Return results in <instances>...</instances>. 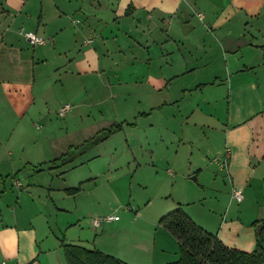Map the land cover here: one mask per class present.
I'll list each match as a JSON object with an SVG mask.
<instances>
[{
	"label": "crops",
	"instance_id": "1",
	"mask_svg": "<svg viewBox=\"0 0 264 264\" xmlns=\"http://www.w3.org/2000/svg\"><path fill=\"white\" fill-rule=\"evenodd\" d=\"M21 28L46 43L30 44ZM47 44L51 48H38ZM47 54L65 61L53 73L62 71L61 91L65 102H71L66 135L74 114L79 113L75 123L81 126L82 109L115 99L122 86L139 85L149 113L178 103L177 115L163 121L172 124L165 127L171 133L192 142V133L205 126L220 132V148L208 146L190 156L191 179L198 181L205 173L208 183L203 179L202 190L189 186L182 196L176 192L172 197L163 186L175 185L177 173L174 160L166 159L158 206L149 208L147 197L141 207L129 206L123 217L99 215L118 219L96 228L92 221L98 217L90 211L91 185L96 184L92 171L75 181L49 174L39 183H24L18 175L29 165L43 173L49 162L52 173L51 168L68 162L64 155L73 149L83 154L125 126L137 125L116 122L98 108L87 127L95 130L105 123L97 130L103 135L68 145L65 152L50 135L40 140L34 122L45 124L49 114V75L39 64L46 63ZM69 89H75L70 96ZM182 123L188 127L185 132H180ZM113 124L120 127L107 133ZM150 151L147 163L133 159L132 176L146 188V169L155 168L158 158ZM108 166L115 165L110 161ZM110 180L107 188L121 205L124 197ZM234 187L241 190V201L232 197ZM132 196L130 192L128 200ZM177 207L230 248L252 251L257 226L259 233L264 231V0H0V264H66L65 243L91 244L128 264H165L177 259L179 246L159 219Z\"/></svg>",
	"mask_w": 264,
	"mask_h": 264
},
{
	"label": "rangeland",
	"instance_id": "2",
	"mask_svg": "<svg viewBox=\"0 0 264 264\" xmlns=\"http://www.w3.org/2000/svg\"><path fill=\"white\" fill-rule=\"evenodd\" d=\"M74 21L77 22L78 20L74 19ZM81 43L82 40H80L78 48L82 47ZM38 48H51V45L47 44L44 47ZM52 57L53 54H47V60H45L46 63L43 65H41V62L39 63L49 75L46 78L48 82V84H46V87H48L46 94L48 97L47 99H49L48 118L45 119V124L39 120H35L34 122L35 130L37 132H35V134H38L40 140H43L46 135H50L51 138H56L57 145H59L63 149L62 151L65 152L68 151L67 148L71 144L72 146L77 145L79 143L86 142L91 136L96 137L103 135V131L97 132V130L105 126V123H98L97 129L95 130H89L90 127H87L90 124V121H92V117L97 115L98 108L105 111L108 115L107 117L111 115V119L116 122L126 120L136 122L137 125L134 129H130L125 126L123 131L113 135L106 141L99 143L97 146L90 147L91 149H87L83 154L76 155L74 153H77V149H73L72 154L69 152L64 155V157L68 158V162L64 165H59V162H57L59 166L57 168H51V170H54L52 173L49 172V165L51 164L49 162H47L46 166L43 168V173H40L37 169L32 170L31 168L33 167L29 165L30 167L20 170L18 175L19 177L24 176V183H39L42 181V178H45L49 174H53L54 178H56L57 175L60 180L66 179V181H75V178L79 176L85 178L89 177L92 171V173L96 174V184L94 182V185H91V187H93L92 196L94 197V204L90 207V211H95L92 216L98 218L99 215L101 216L109 212H114L119 217H123L124 212H126L129 206L131 209L141 207L147 197L148 199L151 198V205H149V208L158 206L160 200L157 196V186L160 187L162 185V181L165 179L164 169L166 167V163H164V161L166 159L171 162L174 160L175 173H177L175 185L172 186L168 183L166 186H163L166 188V192L170 193L172 197L175 196L176 192L178 195L182 196L183 192H187L189 188L191 189V187H196L197 189L201 188L202 186L199 187V185L204 184L203 179L206 183H208L205 173L199 177L198 181L191 179L193 173L188 171L190 168V156L192 153L193 156H197V151L201 152L202 149H207L208 146L214 149L220 148L222 143V136L220 132L211 130L205 126L203 130H198L192 133V142L182 136L181 133H171L169 130L165 129V127H169L172 124H165L163 121L168 122L169 118L172 119V115H177L178 103L172 102L161 110H154L152 113H149V100H146V98L144 99V94L142 95V92L138 91L139 85L120 87V90L113 94H116L115 99L114 96L113 98L112 96L108 97L107 102H105L104 99L107 97V94L105 95L104 93L105 96L101 97V100L104 99V101L99 106L82 109V112L84 113V122L81 126H77L75 123V121L79 118V113L74 114L72 118H70L68 122L69 130L66 135L63 127L66 116L71 113L68 112L65 116L61 117L58 115V110L63 104H70L71 102L68 98L69 102H65L64 98L67 95L61 91L62 80H60L61 77L59 74H62L61 76H63L62 71L58 70L56 73H53V69L60 67V65L63 66L65 61L63 56L60 57L58 54L55 55L54 59ZM74 91L75 89H69L68 96L72 95ZM100 94L101 93L98 92L99 96ZM173 95L175 96V94ZM179 98L180 95L177 94L174 99L177 101ZM141 111L148 114L144 115V117L138 116ZM87 114H91L92 116L88 118ZM187 128L188 127L185 126V123H182L180 129L182 131L180 132H185ZM65 136L66 142L63 140ZM150 149L156 153V157L158 158L155 162V168L150 166L146 169L147 167L143 166L144 169H146L144 177V183H146V186L148 187L146 188L145 186H138L135 180L136 177L134 178V176H132L136 164L133 159L135 158L139 160L141 164L147 163L151 157L150 154L152 153ZM60 153L61 152L55 156H60ZM50 157L51 154H49L46 159L49 160ZM160 157L164 160L159 161ZM210 159H213V155L210 156ZM110 161L115 166L109 167L108 163ZM178 171H180L179 174ZM154 175L157 176L155 177ZM109 177L114 179L110 180L111 185H116L119 192L124 197V201L121 205L114 203V198L107 188L106 180H109ZM131 177L132 186L130 191L129 182ZM158 177L160 180L157 179ZM167 180L169 181V178ZM76 181H78V178ZM89 188L90 185L86 190L88 191ZM130 192H132L133 199L128 200ZM192 197L195 196L192 195L190 199H194ZM171 201L172 199L170 197L169 202ZM204 205L205 207H213L212 204L205 203ZM195 206L199 205L196 203ZM99 229H97V232H99ZM86 246L91 247V244H86ZM261 246L264 250V243H261Z\"/></svg>",
	"mask_w": 264,
	"mask_h": 264
},
{
	"label": "trees",
	"instance_id": "3",
	"mask_svg": "<svg viewBox=\"0 0 264 264\" xmlns=\"http://www.w3.org/2000/svg\"><path fill=\"white\" fill-rule=\"evenodd\" d=\"M120 127L113 124L106 131L111 133ZM159 224L174 235L178 241L179 255L165 264H264V231L257 236V247L252 251L230 248L216 234L196 224L181 208H174L159 219ZM66 264H128L123 260L94 247L81 244H62Z\"/></svg>",
	"mask_w": 264,
	"mask_h": 264
},
{
	"label": "built area",
	"instance_id": "4",
	"mask_svg": "<svg viewBox=\"0 0 264 264\" xmlns=\"http://www.w3.org/2000/svg\"><path fill=\"white\" fill-rule=\"evenodd\" d=\"M21 32L24 38L32 45H43L46 43V40L42 36L36 34L34 31H29V30H25L21 28ZM69 108H70V104L68 103L63 104L58 110V115L64 116L65 113L69 110ZM227 158H228V154L226 153L225 158L222 161H219V166L221 168H223L226 165ZM17 184H20V183L17 182ZM232 197L235 198L237 201H241L243 199L241 190L235 187L232 188ZM116 219H118L117 215H107L104 217L94 218L92 221V224L96 228V227H99L104 222H109V221L116 220Z\"/></svg>",
	"mask_w": 264,
	"mask_h": 264
},
{
	"label": "water",
	"instance_id": "5",
	"mask_svg": "<svg viewBox=\"0 0 264 264\" xmlns=\"http://www.w3.org/2000/svg\"><path fill=\"white\" fill-rule=\"evenodd\" d=\"M259 227H261V225L257 226V229H256V233L259 234Z\"/></svg>",
	"mask_w": 264,
	"mask_h": 264
}]
</instances>
